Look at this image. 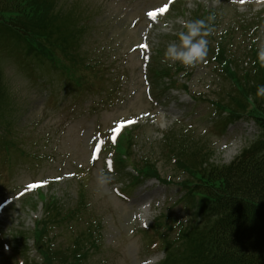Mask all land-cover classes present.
Returning a JSON list of instances; mask_svg holds the SVG:
<instances>
[{"label":"rangeland","instance_id":"374dc122","mask_svg":"<svg viewBox=\"0 0 264 264\" xmlns=\"http://www.w3.org/2000/svg\"><path fill=\"white\" fill-rule=\"evenodd\" d=\"M33 1L41 9L36 20L52 31L51 39L43 38L47 46L35 42L12 49L9 42L0 43V124L12 167L11 184L0 176V264H17L14 244L37 264H157L164 253L153 255L159 246H148L145 237L156 223L176 254H183L180 236L192 214L181 201L184 193L173 184L183 173L169 153L177 150L183 161L195 158L200 147L209 151L212 162L225 164L257 137L253 120L237 121L223 135L211 121L214 102L223 95L230 102L229 69L241 76L247 67L260 66L264 0H186L157 25L146 12L166 0ZM43 8L54 14L48 17ZM210 16L213 31L203 61L192 66L164 62L167 46L179 43L184 22ZM66 33L80 37L70 52L62 44ZM145 43L152 58L159 53L161 66L182 68L178 77L187 80L198 102L181 89L168 91L165 82L156 90L152 72L145 73L140 51ZM16 54L29 56L28 64ZM128 118L137 121L125 135L132 161L141 168L151 164L150 173L160 181L132 185L111 174L113 150L105 144L107 136L95 133H109L117 121ZM103 144L102 155L93 160ZM105 173L111 176L108 183L103 182ZM29 181H39L42 189L35 191L31 184L28 194L8 204L6 199ZM38 218L42 224L34 242L29 230Z\"/></svg>","mask_w":264,"mask_h":264},{"label":"trees","instance_id":"16d2710c","mask_svg":"<svg viewBox=\"0 0 264 264\" xmlns=\"http://www.w3.org/2000/svg\"><path fill=\"white\" fill-rule=\"evenodd\" d=\"M33 2L0 0V43L6 46L9 42L12 48L35 42L47 46L43 38L48 35L47 39H51L52 31L44 27V22L38 23L41 9H36ZM42 10L46 13V8ZM47 12L48 17L54 14L52 8ZM6 13H10L9 17ZM68 33L63 34L66 39L62 44L71 51L79 37H67ZM262 70L258 67L247 73L251 77L244 87L240 85L243 92L233 103L219 101L218 105L228 120H255L260 130L255 142L225 164L212 162L208 150L197 148L195 163L190 167L192 179L186 187L190 195L201 197L199 214L203 223L185 232L187 251L181 257L185 259L182 264H264V96L256 95L258 86L264 84ZM1 82L0 66V97ZM169 249H173L171 244ZM175 258L171 253L170 262H177Z\"/></svg>","mask_w":264,"mask_h":264},{"label":"clouds","instance_id":"9594fccd","mask_svg":"<svg viewBox=\"0 0 264 264\" xmlns=\"http://www.w3.org/2000/svg\"><path fill=\"white\" fill-rule=\"evenodd\" d=\"M214 17L205 19H193L185 21L183 24L184 31L179 33V43H171L167 46L164 53V62H180L184 66H192L203 61L208 54L209 41L207 37L213 31L211 21ZM258 61L264 67V44L258 49ZM257 96H264V84L259 85L256 92ZM104 175V183L111 180V176Z\"/></svg>","mask_w":264,"mask_h":264},{"label":"snow or ice","instance_id":"6c2138e0","mask_svg":"<svg viewBox=\"0 0 264 264\" xmlns=\"http://www.w3.org/2000/svg\"><path fill=\"white\" fill-rule=\"evenodd\" d=\"M152 15H154V13Z\"/></svg>","mask_w":264,"mask_h":264}]
</instances>
